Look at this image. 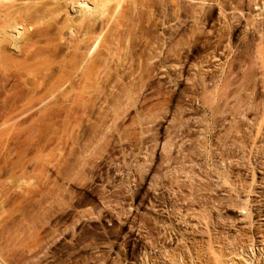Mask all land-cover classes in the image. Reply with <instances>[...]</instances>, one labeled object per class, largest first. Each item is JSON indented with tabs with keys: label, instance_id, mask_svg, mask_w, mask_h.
Here are the masks:
<instances>
[{
	"label": "rangeland",
	"instance_id": "374dc122",
	"mask_svg": "<svg viewBox=\"0 0 264 264\" xmlns=\"http://www.w3.org/2000/svg\"><path fill=\"white\" fill-rule=\"evenodd\" d=\"M85 1L0 67V264H264V0Z\"/></svg>",
	"mask_w": 264,
	"mask_h": 264
},
{
	"label": "bare ground",
	"instance_id": "6f19581e",
	"mask_svg": "<svg viewBox=\"0 0 264 264\" xmlns=\"http://www.w3.org/2000/svg\"><path fill=\"white\" fill-rule=\"evenodd\" d=\"M4 1L6 2L7 0H4ZM4 1H1V0H0V2H1L0 5L4 4L5 6H4V5H2V6H4L5 10H6V8H7V10H6V11L4 10V11H5V12L10 11V12H8L7 14L4 15L3 13H5V12L3 11V7L1 6L0 11H1V9H2V13L0 12V14L4 15V16H5V19L7 18L6 20H8V21H6V24L3 23V22H5V19H4V16L2 17V15H1V19H0V20L2 21V19H3V21L1 22V24L3 23L5 26H6V25L8 26L9 24H7V22H9V21L12 19L9 23H11V25H12V24H14V25H12V26L10 25L11 27H8L5 31H4V29H5L7 26L5 27L4 25H2L3 27H2V26H1V27L4 28V29H2L3 32L0 31V38H1V41H2V39H3V41H4V40L6 41V43H7V46H6V47H8V49H10L11 52H12V51H13V52H17V50H19V49H18V46H19V44H21V41H22V36H23V38L27 36L25 32H26L28 29H30V28H34V29H36L35 27L38 28V26H40L39 24H41V23H40V21L37 19L38 17H35V16H36V15L38 16L41 10H38L39 13L37 12V14H36L34 10H37V9H34V8H35V5L40 4V5H41V8L43 7V9H44V6H42V5H45L44 2H43L44 0H42V1H41V0H35L36 2L34 3V6H33L34 8L31 7V5H33V2H34V1L32 0L33 2H32V3L30 2V7H31V9H34L33 11H34V15H35L34 17H35V18L32 16L33 11H32V10L30 9V7H29V4H28V3H29V0L26 1V4H28V7H29L28 10H30V11L32 12V14H31V12H30V14H29V11H27V10H25V11L23 10L24 17H21L18 13H17V15H16V13H13L14 16H16L17 18H19V20H20V17L22 18V21H15V23H14L13 21H14V20H17L16 17L13 16V17L11 18V16L9 15V14L13 15V14L11 13V11L13 10L12 8H14V7H12V6L15 4V2H14V4H13V1H12V0H11V2H10V0L7 1V3H8L7 5L11 6V9H12V10H11V9L9 10L8 8H10V7H7L6 4L4 3ZM19 1H20V0H19ZM23 1H24V0H23ZM23 1H22V2H23ZM38 1L43 2V4H41L40 2L38 3ZM47 1H48L47 3L49 4V6H52V5L55 6L54 4H57V6H58V4H60V5L58 6V8L64 6V8H65L64 11L68 10V11L70 12L71 15H76V16H78V15H79V16H87V19H88V17H91L94 13L97 14V12H95V10L99 9V6H97L96 4L90 5V4L88 3L89 5H87V3H86L85 0H77L76 2H74V1H72V0H47ZM90 1H91V0H90ZM94 1H95V0H94ZM98 1H99V0H98ZM104 1H105V0H103V1L100 0V1H99V2H100L99 4H101L102 2H103V3H106V2L109 3V1L112 2L113 0H106L105 2H104ZM116 1H118V0H116ZM119 1H120V0H119ZM2 2H3V3H2ZM9 2H10L12 5H11ZM92 2H93V1H92ZM96 2H97V0H96ZM113 2H115V1H113ZM16 3L18 4V2H16ZM24 3H25V2H24ZM24 3H23V4H24ZM36 3H37V4H36ZM107 3H106L105 8L107 7ZM118 3H119V2H118ZM17 4H15V6H17ZM20 4L22 5L21 2H20ZM20 4H19V6H18L19 9H20V7H21V9H22V8L24 9V8L27 7L26 4L24 5V6H26V7H23V5L21 6ZM97 4H98V2H97ZM109 4H110V3H109ZM111 4H112V3H111ZM113 4H116V3H113ZM61 5H63V6H61ZM101 5H105V4H101ZM116 5H117V4H116ZM49 6H48V7H49ZM53 6L50 7V8H54ZM117 6H118V5H117ZM97 7H98V8H97ZM103 7H104V6H103ZM103 7H102V8H103ZM50 8H49V9H50ZM96 8H97V9H96ZM100 8H101V7H100ZM15 9H16V8H15ZM26 9H27V8H26ZM43 9H42V10H43ZM49 9H48V10H45V9H44V10H43V13H45L46 11H49ZM62 9H63V8H62ZM16 10H17V9H16ZM51 10H53V9H51ZM51 10H50L48 13H50ZM54 10L57 11L58 14H59V10L56 9V6H55ZM60 10H61V9H60ZM101 10H102V9H101ZM17 11H18V10H17ZM44 11H45V12H44ZM55 11H54V14H55V15H54L53 13H52V14H53V16H55V20H56V22H59V20L57 21V19H58V17L56 16V15H57V14H56L57 12L55 13ZM98 11H99V10H98ZM18 12L21 13L22 10H19ZM69 12H67V15L63 14V15L66 16V18H64V17L62 16V17L64 18V21H65L66 23L68 22V24H69L70 21H71V20L68 21L69 19L67 18L68 15H70ZM46 13H47V12H46ZM46 13H45V16H46ZM48 13H47V18L49 19V18H50V17H49L50 14L48 15ZM63 13H64V12H63ZM65 13H66V12H65ZM96 14L94 15L95 17H96ZM18 15H19L20 17H19ZM21 15H22V13H21ZM59 15H60V16L62 15V14H61V11H60V14H59ZM59 15H58V16H59ZM9 16H10V18H9ZM40 16H41V15H39V18H40ZM53 16L51 15V18H52ZM99 16H100V15H99ZM41 17H42V16H41ZM43 17H44V14H43ZM56 17H57V18H56ZM70 17H73V16H70ZM8 18H9L10 20H9ZM25 18H26L27 22H26ZM27 18H28V19H27ZM44 18H45V17H44ZM59 18H61V17H59ZM63 18H62V19H63ZM73 18H74L75 20L78 21L77 17H76V18L73 17ZM81 18H82V17H81ZM13 19H14V20H13ZM65 19H66L67 21H66ZM70 19H72V18H70ZM82 19H83V18H82ZM84 19H85V17H84ZM90 19H92V17H91ZM90 19H88V22H86V26H87V24H88V26L90 27V25H91V22L89 23V20H90ZM40 20H41V19H40ZM53 20H54V18H53ZM92 20H93V19H92ZM92 20H90V21H92ZM46 21H47V20H46ZM48 21H49V20H48ZM64 21H63V22H64ZM72 21H73V20H72ZM77 21H76V22H77ZM82 21H83V20H82ZM85 21H87V20H85ZM85 21H84V22H85ZM16 22H17V24H18V23H19V24H18V25H15ZM20 22H21V23H20ZM24 22H26L27 24L24 23ZM41 22H42V21H41ZM51 22H54V24L56 23L55 21H51ZM63 22L60 21L59 23L64 24L65 22H64V23H63ZM76 22H73V23H76ZM78 22H81V21L79 20ZM93 22H94V20L92 21V23H93ZM59 23H58V24H59ZM1 24H0V25H1ZM68 24H67V25H68ZM70 24H71V23H70ZM79 24H80V23H79ZM55 25H56V24H55ZM55 25H54V27H56ZM73 25H75V24H73ZM73 25H72V26H71V25H68V28L71 26V29H69V30H68V28H66L67 26L64 27V25H62V27H61L62 30L59 29L60 27H58V29L60 30V33H61V31H66V32H63V34L65 33L67 36H69V37H70V36L73 37V36H72V32L75 30V28H74ZM60 26H61V24H60ZM76 26L78 27L79 25L76 24L75 27H76ZM83 26H84L83 29L86 28V30H87L88 27H85V23H84ZM63 27H64V28H63ZM80 27L82 28L81 25H80ZM65 28H66V29H65ZM73 28H74V30H73ZM78 28H79V27H78ZM63 29H65V30H63ZM76 29H77V28H76ZM0 30H1V28H0ZM55 30H57V27L55 28ZM72 30H73V31H72ZM78 30H79V29H78ZM78 30H77V32H78ZM86 30H85V31H86ZM31 31H32V30H31ZM33 31H35V30H33ZM82 31H83V30H82ZM82 31H81V32L79 31V32L82 34ZM23 32H24V33H23ZM27 32H28V33H27L28 35L31 33L29 30H28ZM55 32H56V31H55ZM75 32H76V31H75ZM83 32H84V31H83ZM56 33H59V32H56ZM86 33H87V31H86ZM86 33L84 32L83 34H86ZM24 34H25V35H24ZM77 34H79V33H77ZM58 35H59V36H58ZM58 35H57V36H58L59 39H60V36H62V35H61V34H58ZM73 35H74V37H75L76 33L73 34ZM86 35H87V34H86ZM67 36H66V37H67ZM77 36H78V35H77ZM77 36H76V38H77ZM27 37H28V36H27ZM27 37H26V39H28ZM61 38H62V37H61ZM82 38H84V37L82 36ZM66 39H67V38H66ZM66 39H65V40H66ZM73 39H74V38H73ZM73 39L70 38L69 41H71V40H73ZM23 40H24V39H23ZM60 40H62V42H63L64 39H60ZM84 40H85V38H84ZM1 41H0V42H1ZM3 41H2L1 43H2V44H5ZM24 41H25V40H24ZM66 41H67V42H65V43H68V39H67ZM82 41H83V39H82ZM22 42H23V41H22ZM23 43H24V42H23ZM23 43H22V44H23ZM25 44H26V43H25ZM31 44H32V43H31ZM33 44H34V43H33ZM33 44H32V45H33ZM5 45H6V44H5ZM5 45H4V47H3V45H0V46H2L3 49H4V48H6ZM64 45H66V44H64ZM20 46H21V45H20ZM23 46H24V48H21V49H23L21 52L24 51L25 54L23 55V54L20 52V54L23 55V56L21 55V56H22V57H21L20 54H19V51L21 50V49H20V50L17 52V53H18V56H16V54H15V56H16V57H19V56H20L21 58L19 57V58H17V59H16V58H15V59L12 58V56L14 57V54L11 53V52H10V54H12V56H11V57L9 56L10 58H8V57L5 58V57H4V54H5V53H2L3 49L1 50V48H2V47H1V48H0V50H1L0 54L2 53L3 56L0 55V67L3 68V69H5V66H6L7 64L13 65V66L15 67V69H17L16 71H20V72H18L17 74L20 75L21 78H22V74H23V76H24L25 73H27L29 76L31 75V77H32V76H33V77H34V76H37L38 73H39V71H40V68H39V66L36 64L35 61H31V60L34 58V57H33V54H34L33 52H35L34 50H37V49H34V47L31 46L32 48H30V50L27 51V49L25 48L26 45L23 44L21 47H23ZM34 46H36V44H34ZM36 47H37V46H36ZM36 47H35V48H36ZM27 48H28V44H27ZM25 50H26V51H25ZM6 51H7V50L4 49V52H6ZM8 51H9V50H8ZM8 54H9V52H8ZM6 55H7V54H6ZM7 56H8V55H7ZM3 57H4L5 59H4ZM7 58H8V59H7ZM11 58H12L13 61L15 60V62L10 61ZM6 59H7V60H6ZM16 71H15V72H16ZM0 72H3V71H1V69H0ZM4 72H6V71L4 70ZM4 72H3V73H4ZM3 73H1V74H3ZM20 73H21V74H20ZM24 77L26 78V76H24ZM27 77H28V76H27ZM31 77H29V78L31 79ZM27 79H28V78H27ZM42 103H43V102H42ZM42 103L40 102V105H41ZM37 104H38V102H37ZM35 105H36V104H35ZM40 105H39V106H40ZM39 106H34V107L38 109ZM34 107H33V108H34ZM40 107H41V106H40ZM34 110H35V109H34ZM261 254H262V253H261ZM253 256H254V255H253ZM250 257H251V256H250ZM247 258H248V257H247ZM245 263H246V262H245Z\"/></svg>",
	"mask_w": 264,
	"mask_h": 264
}]
</instances>
